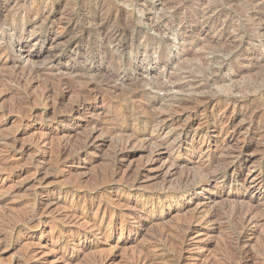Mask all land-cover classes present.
I'll return each instance as SVG.
<instances>
[{
  "label": "rangeland",
  "instance_id": "rangeland-1",
  "mask_svg": "<svg viewBox=\"0 0 264 264\" xmlns=\"http://www.w3.org/2000/svg\"><path fill=\"white\" fill-rule=\"evenodd\" d=\"M19 2L18 9L15 0H10L12 12L7 17L5 15L8 12L3 9V6H0V46H9L8 49L14 50L18 46L24 45L31 49L33 56H27V53L22 52L20 55L14 56L13 60L26 66H38L44 62V66L50 69L48 73H50L51 77L56 76L58 78L64 75V78H67L68 76H78L70 91L65 93L60 107L61 111H66L71 106H76L80 97V90H84L86 87H89L88 90H90V95L88 94L89 100L87 99L86 101L90 110L86 111L85 117L88 120L97 119L101 124H106L107 127L112 126L113 122L107 121L111 118L113 119L114 116L125 114L130 109L138 110L139 105L137 103V105H131L132 103L129 104L130 102L127 99H129V94L132 95L140 86L150 92V98L157 101L158 106L156 105L153 108L157 111L171 110V108H176L177 104L179 105L180 102L187 99L191 100V102L193 101L190 107L193 104L195 106V97L197 98V96L201 95L223 97L221 98L223 101H225V98L229 99L234 95L236 96L235 98H244L243 100L245 101L242 106H238L234 111L236 136L229 145L231 148H237L245 142L249 145V149L244 155L245 157L243 156L241 165H237L235 169L227 172V175L220 176V180L207 183L204 177L201 179L202 175L199 170L205 163L202 159L203 154L219 145L222 141L215 134L213 127L207 129L205 117L215 110L213 105H210L204 108V112L196 116L192 115L189 119L187 115L190 113L191 108L186 109L185 113L183 109L177 111L178 119L166 131L170 132L173 137L181 136V139H183L184 134H186L187 138L185 137L186 141L173 152V157L165 156L164 158L161 156L159 158L157 148L155 150L154 148H147L148 150H146L142 148L143 144L139 141H137L138 143L133 142L132 139L130 141L128 139L130 138L129 136L121 137L116 135L113 138H109L104 136V134L102 136L100 131L94 133L95 143L93 145H85L83 144L86 140H84V137H86L85 135L90 127L83 119L84 117L80 119V126L83 125L72 131L73 134H71L69 141L71 143L73 139L74 145L71 143L69 155L65 154L62 157L57 149L64 143L65 139L62 136L63 134L58 131L63 128L64 124L54 118L51 104H47L42 99V83L28 84V86H26L27 84H22L19 86L7 82V79L4 82V78L8 77L13 66L10 63H7L8 65L1 64L0 246L2 247H0V264H66L67 255L75 257V260L70 264H94L98 263L101 258H106L107 255H109L107 256L109 262L107 264H133L135 258L144 250L148 243L147 241L152 239L151 236L158 231L157 229H163L164 225L166 226L165 228L169 226L168 229H174L182 224H192L193 221L195 222L198 219V211H205L204 215H209V213L213 212L218 217L215 218L217 222L209 223L210 226L208 224L205 225L204 220H197L198 222L196 223L206 226L207 231L192 237L193 247L191 246L189 253L186 254L187 257L190 256L188 263L211 264L214 262L213 264H234V262H237L235 264H239L242 260L239 259L238 263V259L229 260L223 257L226 256L225 253L227 254L228 251H231L237 241L236 237L241 231L239 230V227L241 229L239 219H241L242 214L248 209L250 204L256 205L261 210L264 209V151L262 152L264 150V123L261 125L264 122V17H262L264 15L258 12H264V7L260 5L261 3H254L252 0H49L44 2L43 5L48 7L47 10H51V14L47 11L45 19L41 18L35 21L32 16L29 19L28 15L38 8L37 0H19ZM251 2L253 5L250 4ZM105 10H108L107 13L114 10L115 14L118 11L119 15L114 20L118 28L122 29L124 22H127L129 26L131 25L128 28V33L127 31L123 33L124 35L122 34L119 40L110 39L108 36L110 32L101 30L103 16L106 14ZM250 14L254 15L251 16ZM166 15L171 17L168 18ZM206 21L208 23L204 24ZM153 23H157L158 27H154ZM15 36L17 38L20 36L21 40L18 41ZM119 65L127 66L114 81L105 72L107 69L111 72ZM205 72L207 76H202ZM211 74L218 79L216 82L206 86L205 79ZM158 79L171 85H169L170 92L169 90L162 91L156 87V80ZM184 81L186 82L184 83ZM196 83H201L205 89H199L198 86H195ZM74 84L75 87L73 86ZM116 84L117 87L114 86ZM196 90H199L201 94ZM99 92L102 95L99 96L100 98L95 99ZM249 115H252L253 118L249 117ZM130 122L129 125L135 127V122ZM45 128L53 131V134L47 141L49 144L43 147L42 145L39 146V140L44 137ZM55 134L57 137H55ZM36 140H38V144H36ZM81 143L82 146L84 145L83 147ZM42 149L47 152V155H44V152L42 153ZM56 152L59 153L56 154ZM119 153L121 156H119ZM148 155H151L152 158L156 157L158 164L156 162L143 179L136 181L133 176L136 178L141 166L151 159ZM176 160H179L177 161L178 163H185L177 170L174 165L172 166ZM162 163L167 166L164 172L158 171ZM220 168L222 169L224 166H220ZM168 170H171L173 175L167 174ZM116 172L117 175H115ZM219 172L223 173V171ZM198 173L201 176L197 175ZM188 174L191 177L190 183L187 190H183L180 180H182V176L185 177ZM127 175L128 177H126ZM149 176L152 178H149ZM246 177H255L258 181L257 184L260 186H253L249 191H243L244 193L241 192V195L236 196L235 194L238 190L237 181ZM133 180L136 182H133ZM137 182L139 183L137 184ZM168 182L171 183L168 184ZM177 183L180 186H177ZM68 189L70 190L68 191ZM148 192L152 194L150 199L148 198ZM116 196L127 197L132 206L138 202L145 203L146 199L150 200L149 206L152 201V204L157 205L164 203L168 199L172 201V206H176L180 210L173 212L174 207L168 205L164 207L163 212L157 209L155 215L164 222L157 226L158 228L152 226L147 232L146 230L140 231V233L143 232L141 236H139L140 233L137 230L142 223L141 220L135 222L127 218L124 220L117 219V224L120 223V226L124 224V228L127 227L128 230L123 233L117 232L116 234L110 231L111 235L113 234L111 239L108 238L109 233L107 230L103 234L105 238L102 235L95 236L96 230H91L89 225L86 226L82 222H78V220L70 222L64 216L63 208L74 201L80 204L79 207L81 209L82 207H87L85 213L90 214V217L92 216L91 221H93L95 216L98 221L101 218V211H103L104 207L109 208L107 210L109 212L112 207L114 208V204L109 200ZM138 196L143 197L140 199ZM48 197L55 203L42 207L37 215L34 212L35 207L41 205L42 201L48 200ZM109 197L112 198L110 199ZM106 198L108 199L106 200ZM57 200L65 201L63 203L64 207L62 202L57 203ZM100 202H103V204ZM258 204L262 207L258 206ZM31 206L34 208H30ZM95 208L96 211L94 210ZM24 211L26 214L29 213L27 217L36 214L34 219L36 221L28 222L27 225L24 222L27 219L25 218L26 215H22L25 214ZM230 211L235 213V216H231L232 213ZM19 214L22 216L21 218ZM53 215L55 218H53ZM12 216L15 217L13 218ZM111 217L110 214V219L108 220H111ZM233 217L234 220H232ZM10 219L13 222L9 221ZM14 219H18V221ZM128 220L129 223H127ZM191 220L193 221L191 222ZM64 221L68 224L63 223ZM261 224L255 228V232L253 230V232L248 234L249 237L245 238V241L249 243L247 248L249 247L248 249L253 252H251V259L242 261L240 264H264V255H262L264 253V223ZM12 225H16V228L10 229ZM153 228L154 232H151ZM68 231L70 232L68 233ZM106 232L108 233L107 235ZM84 234L87 235L85 239H83ZM142 235L144 236L142 237ZM4 236L9 238L5 239ZM24 237L26 238L24 239ZM127 237L130 239L136 238V241L129 244L121 243ZM250 237L252 238L250 239ZM114 239L117 240L114 241ZM83 241L91 250L92 248L96 249L100 241H104L105 244L100 246L99 249L102 251L99 254L100 250L97 251L98 253L90 249L83 250ZM171 249L172 247L167 246L165 251L170 253ZM62 250L66 253L63 254ZM32 254L33 256H31ZM111 257H113V262L110 261ZM254 258L255 260H252Z\"/></svg>",
  "mask_w": 264,
  "mask_h": 264
},
{
  "label": "bare ground",
  "instance_id": "bare-ground-1",
  "mask_svg": "<svg viewBox=\"0 0 264 264\" xmlns=\"http://www.w3.org/2000/svg\"><path fill=\"white\" fill-rule=\"evenodd\" d=\"M33 1V0H32ZM46 1H49V0H37V4H39V6H37L38 8H36V10L31 14L29 13L28 15V18L31 19V16L34 18L35 21L41 19V18H44L46 17V13L48 9L47 6L43 5L44 2ZM52 1V0H51ZM255 2H260L263 7H264V0H252ZM103 2V1H102ZM19 0H15V4L18 6L19 5ZM35 3V1H34ZM33 3V4H34ZM101 3V2H100ZM252 4V2L250 3ZM32 5V4H31ZM47 5V4H46ZM100 5V4H99ZM105 5V4H104ZM103 5V6H104ZM253 5V4H252ZM0 6H3V9L8 12V14L5 15V17H7L9 15V13L12 12L11 10V4H10V0H0ZM256 6V5H255ZM254 6V7H255ZM29 7V6H28ZM98 7V5H97ZM100 7V6H99ZM105 7V6H104ZM253 7V6H252ZM17 9V7H15ZM102 8V7H101ZM257 8V7H256ZM261 8V7H260ZM18 9H19V6H18ZM107 9V8H106ZM31 10V9H30ZM103 10V9H102ZM254 10V9H253ZM262 10V9H260ZM17 11V10H16ZM19 11V10H18ZM29 11V9H28ZM106 11V10H105ZM108 11V10H107ZM106 11V14L103 16V23L101 25V30H108V32H110V35H107L110 37V39L112 40H119V38L122 36L123 33H128V28L131 26L127 25L128 23L127 22H124L123 24V28L120 29L118 28V25L115 23V18L116 16L119 15L118 11L114 12L113 11H110L109 13H107ZM212 11V10H211ZM257 11V10H255ZM264 11V9H263ZM20 12V11H19ZM50 14H51V10L49 11ZM102 12V11H101ZM260 12L259 14H262L264 15V12L262 11H258ZM18 13V12H17ZM16 13V14H17ZM27 13V12H26ZM104 13V12H102ZM31 14V15H30ZM176 14V13H175ZM211 14V13H210ZM258 14V15H259ZM15 15V13H14ZM172 15V14H171ZM207 15V14H206ZM209 15V14H208ZM249 15V14H248ZM251 16H253L254 14H250ZM257 15V16H258ZM101 16V15H100ZM167 16V15H166ZM256 16V15H255ZM254 16V17H255ZM11 17V15H10ZM19 17V16H18ZM99 17V16H98ZM122 17V16H121ZM168 17V16H167ZM171 17V16H169ZM168 17V18H169ZM206 17V16H205ZM254 17H252L254 19ZM264 17V16H262ZM15 18V17H13ZM12 18V19H13ZM23 18V17H22ZM21 18V19H22ZM101 18V17H100ZM129 18V17H128ZM200 18V17H199ZM214 18V17H213ZM256 18V17H255ZM260 18V17H259ZM11 19V18H9ZM45 19V18H44ZM220 19V18H219ZM33 20V19H32ZM121 20V19H120ZM124 20V19H123ZM128 20V19H126ZM171 20V19H170ZM206 20V19H205ZM217 20V19H216ZM252 20V19H251ZM9 21V20H8ZM47 21V20H46ZM100 21V20H99ZM131 21V20H130ZM166 21V20H165ZM218 21V20H217ZM16 22V21H15ZM14 22V23H15ZM33 22V21H32ZM160 22V21H159ZM164 22V21H163ZM175 22V21H174ZM197 22V21H195ZM216 22V21H215ZM10 23V22H9ZM13 23V24H14ZM38 23V22H37ZM132 23V21H131ZM166 23V22H165ZM207 24L208 22H204V24ZM22 24V23H21ZM26 24V23H25ZM34 24V23H33ZM100 24V23H99ZM169 24V23H168ZM227 24V23H226ZM38 25V24H37ZM44 25V24H43ZM42 25V26H43ZM58 25V24H57ZM154 27H158L157 23H153ZM213 25V24H212ZM13 26V25H12ZM208 26V25H207ZM215 26V25H214ZM222 26V25H221ZM19 27V26H18ZM35 27V25H34ZM134 27V26H133ZM9 28V27H8ZM24 28V26H23ZM161 28V27H160ZM203 28V27H202ZM228 28V27H227ZM100 29V28H99ZM219 29V28H218ZM223 29V28H221ZM20 30V29H19ZM31 30V29H30ZM23 32H24V29H23ZM14 33H16L14 31ZM30 33V32H28ZM101 33V32H100ZM32 35V34H31ZM34 35V34H33ZM101 35V34H100ZM104 35V33H103ZM124 35V34H123ZM129 35V34H128ZM11 36V35H10ZM106 36V35H105ZM16 37V36H15ZM17 38V37H16ZM21 37L19 36V38H17L18 41H20ZM215 38V37H214ZM109 39V38H108ZM217 39V38H215ZM220 39V38H219ZM111 40V41H112ZM124 40V39H123ZM114 42V41H113ZM124 42V41H122ZM121 43V41H120ZM119 44V43H118ZM120 45V44H119ZM9 47V46H8ZM8 47H1L0 46V65L1 64H7V63H10L11 66H13L10 74L8 75V77L4 78V82H5V79H7L8 81L7 82H10V83H14L16 85H19L21 86L22 84H27L26 86L29 85H33V84H36V83H42L43 85V89H42V99L47 103V104H51V108H52V111H53V115H54V118L61 122L62 124H64V126H62L63 128H61V130H59L58 132H60L61 134H63L62 136L64 137L65 141L64 143H62L59 148L57 149V151L60 152V155L63 157V155L65 154H68L69 155V148L71 146V143L73 144L72 140H71V143L69 141L70 137H71V134L73 130L77 129L78 127H81L80 126V119L83 118L87 125L90 127L87 134L85 135L86 137H84V142L83 144L85 145H88V144H91L93 145V143H95V139H94V133L97 132V131H100L102 133V136L104 134V136L106 137H109V138H113V136L115 137L116 135H120L121 137L122 136H129L130 138H128L130 141L132 139L133 142H136L138 143L137 141H139L141 144H143V147L142 148H145L146 150H148L147 148H157L156 150H158V157L160 158L161 156L165 158L166 157H173V152L175 150H177L178 148L181 147L182 143L184 141H186L185 139L187 138L186 134H184L183 136V139H181V136H176V137H173L171 136L170 132H167V128L172 124L174 123L178 117H177V111L179 109H183L184 113L186 112L185 110L186 109H190V113L187 115L188 119L192 117V115L196 116L197 114L199 113H202L204 112V108L206 106H210V105H213V107L215 108V110L212 112V113H209L206 115L205 117V123H206V126H207V129L210 128V127H213L214 128V131L216 132L215 134L217 135L218 138L222 139V141L220 142L219 145H217L216 147L212 148V149H209L207 150L203 156H202V159L204 160V165L203 167H201V169L199 170L200 171V175L199 173L197 175H200L203 179V177L205 178V181L207 183H212L214 181H218L219 177L220 176H224V175H227V172H229L230 170L232 169H235V167L237 165H241V161H242V158L243 156L246 154L247 150L249 149V145L246 144L245 142L242 143V146H238L237 148H231L230 147V143L232 142V140L235 138L236 136V126H235V117H234V111L237 109L238 106H242L243 102L245 100L243 99H239V98H235L236 96H232L231 98L229 99H224L225 101H223L221 98L223 97H218V96H204V95H201V96H197L196 93L195 95L197 96V98L195 97V102H196V105L194 106V104L191 106L192 102L191 100L187 99V100H184L183 102H180L179 105L177 104L176 108L174 107L173 109L171 108V110H168V111H157V110H154V106H156L158 103H156L157 101L150 98V92L148 90H146L144 87L140 86L138 87L133 93L132 95L129 94V104L131 105H139L138 107V110H132L130 109L127 113L125 114H122V115H116L113 117V119H109V121L107 122H113L112 123V126L111 127H107L106 124H101V122L97 119H87L85 117V114H86V111L90 110V107L87 105L86 101L88 99V94L90 95V90H88V88L84 87L85 89L84 90H80V97L78 99V102H77V105L76 106H69L70 109H66V111H61L60 110V107H61V104H62V101H63V98L65 96V93L66 92H69L71 87H72V84L74 83L75 79L78 77H74V76H68L67 78H64V75L62 77H56V76H52L50 75V73H48L50 71V69L48 67H45L44 66V62L42 65H21L20 63H17L15 62V60H13V57L16 56V55H20V53L22 52H25L27 53L28 55L27 56H33L32 54V50L25 47L24 45L23 46H18L16 49L14 50H10L8 49ZM119 50V49H118ZM160 50V49H159ZM146 52V51H145ZM162 52V51H161ZM215 58V57H214ZM213 59V58H212ZM207 60V59H206ZM211 60V59H210ZM215 60V59H213ZM212 60V61H213ZM119 61V60H118ZM122 61V60H121ZM209 61V60H208ZM211 61V62H212ZM110 63V62H109ZM121 63V62H120ZM207 63V61H206ZM224 63V62H223ZM222 63V64H223ZM23 64V63H22ZM8 65V64H7ZM112 66V65H111ZM125 66L127 65H122V66H117L115 68V70H112L111 72L107 71L105 72L109 78L111 79H115L118 78L122 72H123V69L125 68ZM1 67V66H0ZM204 67V66H203ZM221 67V66H220ZM9 68V67H8ZM112 68V67H111ZM214 69V68H213ZM220 69V68H219ZM111 70V69H110ZM53 71V70H52ZM86 71V70H85ZM200 71V70H199ZM216 71V70H215ZM79 72V71H78ZM111 73V74H109ZM63 74V73H62ZM71 74V73H70ZM76 74V72H75ZM186 74V73H185ZM208 74V73H207ZM214 74V73H213ZM57 75V74H56ZM59 75V74H58ZM72 75V74H71ZM103 75V74H102ZM187 75V74H186ZM203 75H206V72L205 74H202ZM218 75V74H217ZM104 76V75H103ZM183 76V75H182ZM201 76V78H203ZM207 76V75H206ZM2 77V76H1ZM66 77V76H65ZM171 77V76H170ZM179 78V77H177ZM184 78V77H183ZM188 78V77H187ZM192 78V77H191ZM79 79V78H78ZM91 79V78H90ZM197 79V78H196ZM217 77L214 76V75H209L208 77H206L205 81H206V86L211 83H214L217 81ZM3 80V79H1ZM77 80V79H76ZM114 80V81H115ZM174 80V79H173ZM182 80V79H181ZM81 81V80H80ZM85 81V80H83ZM90 81V80H89ZM2 82V81H1ZM186 81H184L185 83ZM92 83V82H91ZM108 83V82H107ZM106 83V84H107ZM116 83V82H115ZM183 83V82H182ZM189 83V82H188ZM192 83V82H190ZM205 83V82H204ZM6 84V83H5ZM76 84V83H75ZM75 84L73 85L75 87ZM86 84V83H85ZM11 85V84H9ZM8 85V87H10ZM78 85H80L78 83ZM119 85V84H118ZM169 85L170 84H166L164 81H161V80H156V87L161 89L162 91H168L169 90ZM190 85V84H189ZM193 85V84H192ZM7 86V85H5ZM12 86V85H11ZM15 86V85H14ZM35 86V85H34ZM77 86V84H76ZM87 86V85H86ZM115 87H117V84L114 85ZM120 86V85H119ZM155 86V84H154ZM171 86V85H170ZM191 86V85H190ZM195 86H198L199 89L201 88H204L201 83H196ZM212 86V85H211ZM23 87V86H22ZM78 87V86H77ZM18 88V87H17ZM25 88V87H23ZM32 88V87H31ZM105 88V87H104ZM155 88V87H154ZM182 88V87H181ZM187 88H188V85H187ZM10 89V88H9ZM14 89V88H13ZM27 89H29L27 87ZM33 89V88H32ZM76 89V88H74ZM94 89V88H92ZM116 89V88H115ZM196 89V88H195ZM193 89V90H195ZM205 89V88H204ZM17 90V89H16ZM95 90V89H94ZM93 90V91H94ZM158 90V89H157ZM26 91V89H25ZM74 91V90H73ZM101 91V90H100ZM111 91V90H110ZM197 91V90H196ZM203 91V90H202ZM19 92V91H18ZM29 92V91H28ZM27 92V93H28ZM76 92V91H75ZM96 92V91H95ZM170 92V90H169ZM194 92V91H192ZM197 92H199V94H201V92L198 90ZM72 93V92H71ZM94 93V92H93ZM195 93V92H194ZM206 93V92H205ZM20 94V93H19ZM29 94V93H28ZM204 94V93H203ZM41 95V94H40ZM77 95V93H76ZM75 95V96H76ZM102 95L100 94L99 92V95L98 96H95V99L97 98H100L99 96ZM194 95V94H193ZM194 95V96H195ZM28 96V95H27ZM93 96V95H91ZM193 96V97H194ZM231 96V95H230ZM24 97V96H23ZM40 97V98H41ZM105 97V96H104ZM26 99V98H25ZM89 100V99H88ZM38 101V100H36ZM248 101V100H247ZM65 102V101H64ZM137 103V104H136ZM71 104V103H70ZM69 104V105H70ZM93 104V103H92ZM67 105V104H66ZM68 106V105H67ZM158 106V105H157ZM160 106V105H159ZM248 106V105H247ZM68 107V108H69ZM65 108V107H64ZM63 108V109H64ZM132 108V107H131ZM136 108V107H135ZM243 108V107H242ZM246 108V107H245ZM244 108V109H245ZM121 109V108H120ZM156 109V108H155ZM192 110V111H191ZM247 110V109H246ZM250 111V110H248ZM46 112V111H45ZM119 112V111H118ZM182 112V111H181ZM188 112V111H187ZM180 113V111H179ZM248 113V112H246ZM251 113V112H250ZM253 113V112H252ZM33 114V113H32ZM120 114V113H119ZM181 114V113H180ZM183 114V112H182ZM205 114V113H203ZM245 114V113H244ZM179 115V114H178ZM254 115V114H253ZM87 116V115H86ZM90 116V115H89ZM252 117V115H249V117ZM31 117V116H30ZM93 117V116H92ZM186 117V118H187ZM34 118V117H33ZM53 118V117H52ZM86 118V119H85ZM91 118V117H89ZM96 118V117H95ZM109 118V117H108ZM201 118V117H200ZM256 118V117H254ZM31 119V118H30ZM264 119V118H263ZM102 120V119H101ZM204 120V119H203ZM252 120V119H250ZM255 120V119H254ZM31 121V120H30ZM130 121H134L135 122V127H132L129 125V122ZM83 122V120H82ZM104 123V122H103ZM131 123V122H130ZM264 122L261 123V125L263 124ZM38 124V123H37ZM110 124V123H109ZM134 124V123H133ZM250 124V123H249ZM86 125V124H85ZM255 126V125H254ZM39 128V127H38ZM88 128V127H87ZM86 128V130H87ZM261 128V127H260ZM81 129V128H80ZM264 129V128H263ZM255 130V129H254ZM57 131V130H56ZM171 131V130H169ZM206 131V130H205ZM59 133V134H60ZM86 133V132H84ZM53 134V131L49 130V129H44V137H42L40 140H39V146L42 145L43 147L45 146L46 147V144H49L47 143V141H49V137H51ZM77 134V133H76ZM98 134V133H97ZM56 135V134H55ZM40 136H41V133H40ZM54 136V135H53ZM101 136V135H100ZM57 137V135L55 136ZM186 137V138H185ZM124 138V137H123ZM55 139V138H54ZM57 139V138H56ZM97 139V138H96ZM60 140V139H59ZM107 140H109L107 138ZM113 140V139H112ZM12 141V140H11ZM10 141V142H11ZM58 141V140H57ZM61 141V140H60ZM36 144H38V140L35 141ZM52 142V141H50ZM63 142V141H62ZM82 142V141H81ZM126 142H127V139H126ZM219 142V141H218ZM97 144V143H96ZM74 145V144H73ZM119 145V144H118ZM56 146V145H55ZM80 146V145H79ZM81 146H82V143H81ZM84 146V145H83ZM82 146V147H83ZM232 146V145H231ZM30 147V146H29ZM34 147V146H33ZM37 147V146H36ZM49 147V146H47ZM40 148V147H39ZM56 148V147H55ZM75 148V147H74ZM81 148V147H80ZM79 148V149H80ZM37 149V148H36ZM44 149V148H43ZM41 150L42 153L44 152V155H47V152L44 151V150ZM144 149V150H145ZM13 150V149H12ZM46 150V149H45ZM151 150V149H150ZM37 151V150H36ZM40 151V152H41ZM74 151V149H73ZM264 150H262L263 152ZM39 152V150H38ZM51 152V151H50ZM58 152V153H59ZM68 152V153H67ZM78 152V151H77ZM56 152V154H58ZM118 153V152H117ZM149 153V152H148ZM153 153V152H151ZM150 154V153H149ZM73 155V153H72ZM117 155V154H116ZM153 155V154H152ZM58 156V155H57ZM119 156H121V154L119 153ZM150 156L151 159H149V161L145 162L141 168H140V171L138 173V175L136 176H133L131 174V176L134 177V179L136 181H140L141 179H143L147 172L149 170H151V168L153 167V165H155V163L157 162V159L156 157H153L151 155H148ZM154 156V155H153ZM67 157V156H66ZM245 157V156H244ZM75 158V157H74ZM158 158V160H159ZM64 159V158H63ZM71 159V158H70ZM78 159V158H77ZM128 159V158H127ZM43 160V159H42ZM61 160V159H60ZM59 160V161H60ZM45 161V160H43ZM62 161V160H61ZM60 161V162H61ZM177 161L179 160H176L175 164H172V166L174 165V168L177 170L179 169L180 167H182V164L184 163H178ZM202 162V161H201ZM38 163V162H37ZM187 163V162H186ZM158 164V162H157ZM164 164H165V161H164ZM185 164V163H184ZM203 164V162H202ZM201 164V165H202ZM168 165V164H167ZM224 168H220L223 167ZM61 166V165H60ZM161 166V164H160ZM159 166V170L158 171H162L164 172L166 169H167V166L163 165L162 163V166L160 167ZM117 167V166H116ZM242 167V166H241ZM120 168V166H119ZM156 168V167H155ZM198 168V167H197ZM154 169V168H153ZM116 170V168H115ZM139 170V169H138ZM155 170V169H154ZM114 171V170H113ZM118 171V170H117ZM127 171V170H126ZM131 171V170H130ZM135 171V170H134ZM169 171V170H168ZM166 171V172H168ZM219 171H223V173H220ZM119 172V171H118ZM115 173V172H114ZM132 173V172H131ZM175 173V172H174ZM167 174H169L170 176L173 175V172L170 170ZM187 174V173H186ZM117 175V172L116 174ZM113 174V176H115ZM136 175V174H135ZM152 175V174H151ZM162 175V174H161ZM130 176V175H129ZM130 176V177H131ZM156 176V175H155ZM159 176V175H157ZM192 176V175H191ZM196 176V175H195ZM194 176V177H195ZM200 176H198L200 178ZM249 176V175H248ZM247 176V177H248ZM251 176V175H250ZM116 177V176H115ZM128 177V175L126 176ZM125 177V178H126ZM129 177V178H130ZM241 178L237 181L236 183V186L238 187L236 190V196L238 195H241L240 193H244L243 191L247 192L249 191L253 186H260L259 184H257V179L255 177H251V178ZM94 178V177H93ZM92 178V179H93ZM147 178V177H146ZM149 178H152L149 176ZM193 178V176H192ZM197 178V177H196ZM195 178V179H196ZM132 179V178H131ZM190 179L191 177L189 176V174L187 176H182V180H180V185L182 186V189L183 190H187L188 188V185L190 183ZM114 180V178H113ZM135 180H133V182H136ZM197 180V179H196ZM200 180V179H198ZM220 180V179H219ZM95 181V180H94ZM111 181H112V178H111ZM204 181V182H205ZM224 181V180H223ZM113 182V181H112ZM130 182V180H129ZM174 182V181H173ZM139 182H137L138 184ZM171 183V182H168V184ZM44 184V183H43ZM46 184V183H45ZM111 184V182H110ZM141 184V183H140ZM175 184V183H174ZM217 184V183H216ZM81 185V184H80ZM101 185V184H100ZM122 185V184H120ZM171 185V184H170ZM173 185V183H172ZM178 185L177 183V186H180ZM215 185V184H214ZM76 186V185H75ZM78 186V185H77ZM92 186V185H91ZM95 186V185H94ZM176 186V187H177ZM202 186V185H201ZM42 187V186H41ZM79 187V186H78ZM167 187V186H166ZM208 187V186H207ZM74 188V187H73ZM104 188V187H103ZM116 188V187H115ZM118 188H121V187H118ZM146 188V187H144ZM149 188V187H148ZM171 188V187H170ZM181 188V187H180ZM109 189V188H108ZM133 189V188H132ZM158 189V187H157ZM260 189V187H259ZM70 189H68L69 191ZM145 190V189H144ZM209 190V189H208ZM18 191V190H17ZM20 191V190H19ZM111 191V190H110ZM138 191V190H137ZM153 191V190H151ZM51 192V191H50ZM72 192V191H71ZM115 192V191H114ZM117 192V191H116ZM143 192V191H142ZM159 192V191H158ZM168 192V191H167ZM166 192V193H167ZM186 192V191H185ZM64 193V192H63ZM92 193V192H91ZM139 193V192H138ZM160 193V192H159ZM158 193V194H159ZM179 193V192H178ZM219 193V192H218ZM13 194V193H12ZM119 194V193H118ZM135 194V193H134ZM137 194V193H136ZM149 196L148 198L150 199V195L151 192H148ZM177 194V193H176ZM185 194V193H184ZM217 194V193H216ZM36 195V193H35ZM51 195V194H50ZM96 195V194H94ZM139 195V194H138ZM141 195V194H140ZM144 195V194H143ZM230 195V194H229ZM11 196V195H10ZM31 196V195H30ZM29 196V197H30ZM104 196V195H103ZM219 196V195H218ZM221 196V195H220ZM102 197V196H101ZM100 197V198H101ZM140 197V199H142L143 196H138ZM146 197V196H145ZM9 198V197H8ZM36 198V197H35ZM49 198V197H48ZM53 198V197H52ZM92 198V197H91ZM94 198V197H93ZM110 199L112 197H109ZM153 198V197H152ZM157 198V197H156ZM228 198V197H227ZM232 198V197H231ZM230 198V199H231ZM54 199V198H53ZM67 199V198H66ZM65 199V200H66ZM76 199V198H75ZM74 199V200H75ZM79 199V198H78ZM105 199V198H104ZM108 198H106L107 200ZM172 199V198H171ZM229 199V198H228ZM236 199V198H235ZM7 200V199H6ZM37 200V199H36ZM60 200V199H59ZM62 200V199H61ZM73 200V199H72ZM145 200V199H144ZM234 200V199H232ZM58 201V200H57ZM91 201V200H90ZM95 201V200H94ZM109 201H112V204H114V208L112 207V209H110V212L107 211L109 208H105L103 209V211H101L102 215H101V218H99V220L97 221L96 216L95 218H93V221H91V217L85 213V209L87 208H84L82 207V209L79 207L80 204H78L77 202L75 203L73 201V203H70L69 205H63V203L65 202H62V201H58L57 203H61L62 202V205H63V209H64V216L65 218H67V220H69L70 222L74 221L75 220H78V222H82L83 224H85L86 226H90L91 227V230L94 229L96 230V234H94L95 236H99V235H102L104 237V232L107 230L108 233H109V239L113 238V234L111 235L110 231H112V233L116 234L117 232H120V233H123L125 230H128V228H124V224H122L123 226H120L121 224L118 223L117 224V219L118 220H124V219H129V220H133L135 222H137L138 220H141V225H139L138 227V232L140 233V231H144L146 230V232L148 231V229H150L152 226H155V228L157 226H159L160 224H162L163 222L157 218V215H155V211H157V209H160V211L162 210L163 212V209L166 205L168 206H171V207H174V211L173 212H178L180 209L177 208L176 206H172V201L170 200H165L164 203L162 204H152L149 206V201L148 199H146V202L145 203H136L134 204V206L131 205V202L129 201V199L127 197H124V196H116V197H113L112 200H109ZM109 201H106V202H109ZM229 201V200H227ZM67 202V200H66ZM69 202V201H68ZM87 202V201H85ZM89 202V201H88ZM256 202V201H255ZM51 203H55L54 201H51L50 198L46 201H42L41 205H37L35 207V211L36 214L38 215V212L41 211L42 207H46L48 204L50 205ZM103 204V202H100ZM105 203V202H104ZM110 203V202H109ZM161 203V202H160ZM230 203V202H229ZM232 203V202H231ZM235 203V202H234ZM259 203V202H258ZM93 204V203H91ZM175 204V203H174ZM173 204V205H174ZM249 204V202H248ZM55 205V204H53ZM82 205V204H81ZM86 205V204H85ZM99 205V204H98ZM97 205V206H98ZM107 205V204H106ZM177 205V204H176ZM33 206V205H32ZM30 207V208H34V207ZM83 206V205H82ZM89 206V205H88ZM109 207V205H107ZM258 206H260L258 204ZM56 207V206H55ZM59 207V206H58ZM99 207V206H98ZM101 207V206H100ZM246 207V206H245ZM244 207V208H245ZM248 207V205H247ZM246 207V208H247ZM262 207V206H260ZM50 208V207H49ZM54 208V207H52ZM60 208V207H59ZM91 208V207H90ZM242 208V207H241ZM264 208V207H263ZM262 208V209H263ZM45 209V208H44ZM62 209V207H61ZM100 209V208H99ZM243 209V208H242ZM96 211V208L94 209ZM234 210V208H233ZM238 210V209H237ZM236 210V211H237ZM245 210V209H243ZM264 210V209H263ZM261 210L260 208H258L256 205H253V204H250L248 209L242 214V217L240 220L241 222V229L239 226V234L238 236L236 237L237 241L234 245V247L231 249V251H228V253L225 255L226 256H223L229 260H237L238 259V263H239V259L242 260L243 262L245 260H248V259H251V252H253L252 250L250 251L248 248H247V244L249 245V243H247L245 240L247 239L246 237H249L248 234L250 232H255V228L259 227L261 223H264V211ZM27 211V210H26ZM100 211V210H99ZM210 211V210H209ZM207 211V212H209ZM215 211V210H214ZM219 211V210H218ZM216 211V212H218ZM232 211V209H231ZM230 211V212H231ZM25 212V211H24ZM89 212V211H88ZM205 211H198V219L201 220H204V224H208L209 223H215L217 221H215V218L218 217L216 216V213H209V215H204ZM224 212V211H223ZM235 212V211H233ZM241 212V211H240ZM97 213V212H96ZM157 213V212H156ZM227 213V212H226ZM232 213V212H231ZM238 213V212H236ZM15 214V213H14ZM21 214V213H20ZM19 214V216H20ZM29 213L26 214H22V215H26L25 218H27L24 222L27 224L28 222H33V221H36L34 220L35 219V216L36 214H32L29 215L27 217ZM44 214L46 215V213L44 212ZM48 214V213H47ZM95 214V213H94ZM111 214V220H108L110 219L109 218V215ZM180 214V213H179ZM208 214V213H206ZM221 214V213H220ZM224 214V213H223ZM222 214V215H223ZM230 214V213H228ZM234 214V215H233ZM12 215V214H10ZM10 215H8L9 217H11ZM41 215V214H40ZM50 215V214H49ZM52 215V214H51ZM174 215V214H173ZM231 215V214H230ZM228 215V216H230ZM18 216V215H17ZM18 216V217H19ZM44 216V215H43ZM54 216V215H53ZM52 216V217H53ZM58 216V215H57ZM231 216H235V213H232ZM230 216V217H231ZM238 216V215H237ZM8 217V218H9ZM13 217V216H12ZM15 217V216H14ZM13 217V218H14ZM22 216H20L21 218ZM45 217V216H44ZM197 217V216H196ZM225 217V216H223ZM222 217V218H223ZM19 218V219H20ZM24 218V219H25ZM38 218V217H37ZM36 218V219H37ZM51 218V217H50ZM55 218V216L53 217ZM57 218V217H56ZM59 218V217H58ZM63 218V217H62ZM114 218V220H113ZM220 218V217H219ZM226 218V217H225ZM229 218V217H228ZM12 219V218H11ZM9 220L11 222H13L12 220ZM64 219V218H63ZM95 219V220H94ZM195 219V218H194ZM193 219V220H194ZM197 219V220H198ZM6 220V219H5ZM15 220V219H14ZM40 220H41V217H40ZM51 220V219H50ZM49 220V222H50ZM56 221V219H54ZM129 220L127 221V223H129ZM166 220H169V219H166ZM191 220V222L193 221ZM193 221L192 224H189V225H185V224H182L181 226L177 227V228H174V229H168V228H165L166 226L164 225L163 229L161 228L160 230L157 229L158 231L153 234L152 239H149L144 248V250H142V252L135 258V262H133V264H189L188 263V259L189 257H187V253H189V249L190 247L193 245L192 244V237L195 236L196 234H202V232L204 231H207V227L204 226L203 224L199 225L197 224L196 222L198 221ZM218 220V219H217ZM229 220V219H228ZM231 220V218H230ZM232 220H234V217L232 218ZM231 220V221H232ZM238 220V219H237ZM15 221H18V219H16ZM21 221V220H20ZM19 221V222H20ZM52 221V220H51ZM63 221V220H62ZM66 221V219H65ZM65 221L63 223H65ZM68 221V222H69ZM220 221V220H219ZM218 221V222H219ZM236 221V220H235ZM7 222V221H6ZM5 222V223H6ZM23 222V221H22ZM42 222V221H41ZM44 222V220H43ZM46 222V221H45ZM73 222V223H74ZM77 222V223H78ZM120 222V221H119ZM168 222V221H167ZM203 222V221H202ZM201 222V223H202ZM3 223V222H2ZM4 223V224H5ZM8 223V222H7ZM6 223V224H7ZM18 223V222H17ZM35 223V222H34ZM53 223V222H52ZM60 223V222H59ZM58 223V224H59ZM81 223V224H82ZM228 223V222H227ZM230 223V222H229ZM10 224V223H9ZM12 224V223H11ZM16 224V223H15ZM20 224V223H19ZM22 224V223H21ZM37 224V223H36ZM36 224H34V226H36ZM66 225L68 223H65ZM70 224V223H69ZM80 224V223H79ZM181 224V223H180ZM238 224H240L238 222ZM14 225V224H13ZM12 225V228L10 229H15L16 228V225L13 226ZM28 225V224H27ZM33 225V224H32ZM39 225V223H38ZM49 225V224H48ZM47 225V226H48ZM57 225V224H56ZM77 225V224H76ZM128 225V224H127ZM220 225V224H218ZM262 225V224H261ZM264 225V224H263ZM6 226V225H5ZM4 226V227H5ZM18 226V225H17ZM26 226V225H25ZM52 226V225H51ZM178 226V225H177ZM210 226V225H209ZM2 227V228H4ZM38 227V226H37ZM53 227V226H52ZM58 227V225H57ZM65 227V226H64ZM67 227V226H66ZM76 227V226H75ZM212 227V226H211ZM18 228V227H17ZM21 228V227H19ZM56 228V227H55ZM54 228V229H55ZM89 228V227H88ZM158 228V227H157ZM160 228V227H159ZM209 228V227H208ZM219 228V227H218ZM27 229V228H26ZM50 229V227H49ZM72 229V228H71ZM70 229V230H71ZM213 229V228H212ZM5 230V229H4ZM31 230V229H30ZM63 230V229H62ZM61 230V232H62ZM90 230V229H89ZM90 230V231H91ZM156 230V229H155ZM3 231V230H2ZM14 231V230H13ZM151 231V230H150ZM238 232V230H236ZM235 231V233H236ZM11 232V231H9ZM25 232V231H24ZM58 232V231H57ZM67 232V231H66ZM70 231H68L69 233ZM151 232H154V228L152 229ZM150 232V233H151ZM1 233V232H0ZM14 233V232H13ZM20 233V232H19ZM92 233V232H91ZM106 232V235L108 234ZM130 233V231H129ZM141 234H143V232L140 233L139 236H141ZM207 234V233H206ZM9 235V234H7ZM20 235V234H19ZM65 235V234H64ZM105 235V236H106ZM150 235V234H149ZM18 236V235H17ZM59 236H60V233H59ZM63 236V235H62ZM67 236V235H66ZM83 239L87 238V235L84 234L83 235ZM115 236V235H114ZM144 235H142L143 237ZM202 236V235H201ZM2 237V236H1ZM13 237V236H12ZM70 237V236H69ZM80 237V235H79ZM107 237V236H106ZM147 237V236H146ZM231 237V236H229ZM228 237V238H229ZM5 238V236H4ZM6 238H9V237H6ZM5 238V239H6ZM14 238H16V236H14ZM22 238V237H21ZM26 237H24L25 239ZM64 238V237H63ZM81 238V237H80ZM105 238V237H104ZM103 238V239H104ZM195 238V237H194ZM246 238V239H245ZM252 237H250L251 239ZM67 239V237H66ZM230 239V238H229ZM23 240V239H22ZM21 240V241H22ZM106 240V239H105ZM117 239H114V241H116ZM202 240V239H201ZM200 240V242H201ZM232 240V238H231ZM249 240V239H248ZM7 241V240H6ZM70 241V240H68ZM136 241V238L135 239H130V238H126V240H123L121 243L123 244H129L131 242H135ZM143 241V240H142ZM5 242V241H4ZM10 242V241H9ZM63 242V241H61ZM104 241H100L97 246H96V249H93L91 250V248H89V246H87V244L83 241L82 243V249L83 250H88L90 249L91 251H99V254L101 253V249L100 246H102L103 244H105V242L103 243ZM108 242V241H107ZM106 242V243H107ZM209 242V241H208ZM229 242H232V241H229ZM6 243V242H5ZM117 243V242H116ZM206 243V242H205ZM234 243V241H233ZM4 244V243H3ZM2 244V245H3ZM80 244V243H79ZM230 244V243H229ZM232 244V243H231ZM251 244V243H250ZM6 245V244H5ZM9 245V244H7ZM15 245V244H14ZM144 245V244H143ZM143 245H142V248H143ZM231 245V246H233ZM40 246H43V245H40ZM167 246H170L172 247L170 253H167L168 251H165L167 249ZM2 247V246H0ZM4 247V246H3ZM9 247V246H8ZM193 247V246H192ZM6 248V246H5ZM76 248V247H75ZM228 248V247H227ZM80 249V248H79ZM78 249V250H79ZM81 249V250H82ZM141 249V248H140ZM203 249H206V248H203ZM202 249V250H203ZM226 249V248H225ZM252 249V248H251ZM264 249V248H263ZM67 250V249H66ZM193 250V249H192ZM199 250V249H198ZM197 250V251H198ZM36 251V250H35ZM90 251V252H91ZM141 251V250H140ZM196 251V252H197ZM264 251V250H263ZM34 252V251H33ZM63 252V250L61 251ZM87 252V251H86ZM152 252V253H151ZM191 252V251H190ZM195 252V253H196ZM204 252V250H203ZM255 252V251H254ZM35 253V252H34ZM66 252H63V254H65ZM85 253V252H84ZM98 253V252H97ZM194 253V254H195ZM263 253V252H262ZM31 254V253H30ZM29 254V255H30ZM28 255V254H27ZM192 255V254H191ZM254 255V253H253ZM261 255V254H260ZM264 255V253L262 254ZM2 256V255H1ZM33 256V254L31 255ZM64 256V255H62ZM109 256V255H107ZM107 256L106 258H101L98 263H94V264H107L108 262V259H107ZM197 256V255H196ZM206 256V255H205ZM28 257V256H26ZM30 257V256H29ZM104 257V256H102ZM192 257V256H191ZM254 257V256H253ZM196 258V257H195ZM224 258V259H225ZM63 259H65L63 257ZM113 257L110 258V261H112ZM191 259V258H190ZM73 260H75V257L74 256H68L67 255V258H66V264H70ZM252 260H255L252 259ZM64 261V260H63ZM241 261V262H242ZM92 262V261H91ZM95 262V261H94ZM113 262V261H112ZM203 262V261H202ZM206 262V261H205ZM210 262V261H209ZM227 262V261H226ZM240 262V263H241ZM109 263V262H108ZM214 262H212L211 264H213ZM237 263V262H234V264ZM239 263V264H240ZM93 264V263H92ZM115 264V263H114ZM199 264V263H197ZM227 264V263H226ZM230 264V263H229ZM233 264V263H232Z\"/></svg>",
  "mask_w": 264,
  "mask_h": 264
}]
</instances>
